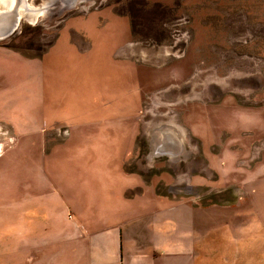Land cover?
Masks as SVG:
<instances>
[{"label": "rangeland", "instance_id": "1", "mask_svg": "<svg viewBox=\"0 0 264 264\" xmlns=\"http://www.w3.org/2000/svg\"><path fill=\"white\" fill-rule=\"evenodd\" d=\"M25 1L0 41V220L42 179L82 223L181 202L207 264L216 241L263 259L264 0Z\"/></svg>", "mask_w": 264, "mask_h": 264}, {"label": "crops", "instance_id": "2", "mask_svg": "<svg viewBox=\"0 0 264 264\" xmlns=\"http://www.w3.org/2000/svg\"><path fill=\"white\" fill-rule=\"evenodd\" d=\"M41 180L26 184L28 193L14 211L11 204L2 209L0 264H207L206 228L177 227L171 215L182 212L176 211L180 208L197 215V207L192 210L181 202H167L163 213L142 210L137 214L129 210L132 203L126 199L128 210L123 213H128L113 211L116 214L106 217L121 220L98 227L97 210L88 211V220L82 223V214L75 217L70 213L75 201L68 206L54 186L52 191L46 189L50 184ZM155 201L159 199L155 197ZM99 217L106 218L100 213ZM176 234L185 235L186 241H176ZM221 242H215L217 260L264 264V258L255 257V242ZM260 249L264 254V245Z\"/></svg>", "mask_w": 264, "mask_h": 264}, {"label": "water", "instance_id": "3", "mask_svg": "<svg viewBox=\"0 0 264 264\" xmlns=\"http://www.w3.org/2000/svg\"><path fill=\"white\" fill-rule=\"evenodd\" d=\"M78 0H49L51 5L58 8L59 12L74 6ZM25 0H0V41L9 38L13 35L19 27L21 14L28 12L29 8L25 4ZM41 10H35L34 14L30 15V19L33 20L38 12ZM178 148V144L171 136H165V139L159 145V150L162 152H175Z\"/></svg>", "mask_w": 264, "mask_h": 264}]
</instances>
